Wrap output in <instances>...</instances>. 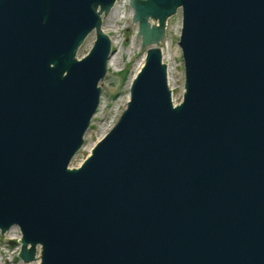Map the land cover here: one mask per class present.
<instances>
[{"label": "water", "instance_id": "obj_1", "mask_svg": "<svg viewBox=\"0 0 264 264\" xmlns=\"http://www.w3.org/2000/svg\"><path fill=\"white\" fill-rule=\"evenodd\" d=\"M115 1L0 0V234L15 225L37 264H264V0H128L142 63L69 167L118 82L100 28ZM176 9L174 103L159 43Z\"/></svg>", "mask_w": 264, "mask_h": 264}, {"label": "rangeland", "instance_id": "obj_2", "mask_svg": "<svg viewBox=\"0 0 264 264\" xmlns=\"http://www.w3.org/2000/svg\"><path fill=\"white\" fill-rule=\"evenodd\" d=\"M112 7V8H111ZM109 10L100 17L101 31L110 38L115 65L107 63V69L119 76L114 87H108L104 81L100 85V96L96 111L92 115L89 125L83 135V143L68 162L69 167H76L89 152L92 144L99 139L114 123L128 96V85L142 63L147 44L140 49L141 37L135 38L138 21L131 22L132 9L127 0H116ZM114 9V10H113ZM180 28V10L176 9L165 20L164 36L159 45L165 63L164 53L169 56L170 68L167 69L168 86L171 89L172 102L180 100L183 91V66L180 49L177 43ZM95 32L90 31L76 49V56L80 57L90 47ZM113 38V39H112ZM114 40V42H113ZM167 43V48H165ZM167 50V51H166ZM110 58V59H111ZM108 62V61H107ZM168 64H166L167 66ZM123 76V77H122ZM122 77V78H121ZM110 80L106 81L109 82ZM19 230L15 225L10 226L0 234V264H37L39 261L38 245L35 247L34 259L23 261L17 255L19 251ZM14 240V241H12ZM28 246V245H27Z\"/></svg>", "mask_w": 264, "mask_h": 264}, {"label": "bare ground", "instance_id": "obj_3", "mask_svg": "<svg viewBox=\"0 0 264 264\" xmlns=\"http://www.w3.org/2000/svg\"><path fill=\"white\" fill-rule=\"evenodd\" d=\"M112 8V7H111ZM114 10V9H113ZM113 39V38H112ZM113 42H114V40H113ZM165 48H167V43H166V46H165ZM167 51V50H166ZM164 56H165V59H166V64H168L167 65V69H169L170 68V66H169V62H168V58H169V56L168 55H166V53H164ZM111 56L109 57V59H108V62L107 63H109V65H115V58H111ZM168 76V75H167ZM168 77H167V81H168ZM97 109V108H96Z\"/></svg>", "mask_w": 264, "mask_h": 264}, {"label": "flooded vegetation", "instance_id": "obj_4", "mask_svg": "<svg viewBox=\"0 0 264 264\" xmlns=\"http://www.w3.org/2000/svg\"><path fill=\"white\" fill-rule=\"evenodd\" d=\"M127 3H128V0H127ZM130 5V4H129ZM131 9H132V13H133V8L132 7H130ZM167 19V18H166ZM149 21L150 22H152L150 19H149ZM100 22H101V20H100ZM117 75V74H116ZM118 76V75H117ZM118 78H119V76H118Z\"/></svg>", "mask_w": 264, "mask_h": 264}, {"label": "trees", "instance_id": "obj_5", "mask_svg": "<svg viewBox=\"0 0 264 264\" xmlns=\"http://www.w3.org/2000/svg\"><path fill=\"white\" fill-rule=\"evenodd\" d=\"M122 77H123V76H122ZM122 77H121V78H122Z\"/></svg>", "mask_w": 264, "mask_h": 264}]
</instances>
